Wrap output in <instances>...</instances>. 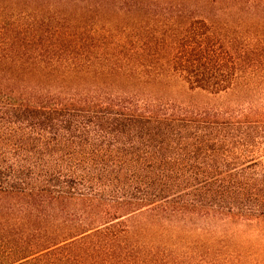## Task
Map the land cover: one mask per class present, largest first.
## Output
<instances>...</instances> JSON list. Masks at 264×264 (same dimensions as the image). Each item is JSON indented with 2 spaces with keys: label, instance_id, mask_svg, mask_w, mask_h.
Here are the masks:
<instances>
[{
  "label": "trees",
  "instance_id": "trees-1",
  "mask_svg": "<svg viewBox=\"0 0 264 264\" xmlns=\"http://www.w3.org/2000/svg\"><path fill=\"white\" fill-rule=\"evenodd\" d=\"M17 19L0 20V68L33 70L0 72V264H264V34L190 18L170 38L189 93L249 99L197 113L83 86L95 44ZM181 133L183 157L167 142ZM198 161L212 165L169 166Z\"/></svg>",
  "mask_w": 264,
  "mask_h": 264
},
{
  "label": "rangeland",
  "instance_id": "rangeland-1",
  "mask_svg": "<svg viewBox=\"0 0 264 264\" xmlns=\"http://www.w3.org/2000/svg\"><path fill=\"white\" fill-rule=\"evenodd\" d=\"M37 11L44 18L53 19L52 26L77 34L72 40L82 38L89 48V44H95L93 55L88 58L101 72L95 78L89 76L82 80L83 86L144 94L148 99L177 105L174 110L182 105L197 113L217 110L230 113L249 100L239 91L221 96L189 93L181 78L170 76L164 60L168 57L171 39L190 18L205 20L224 39L240 36V31L264 34V0H0V20L9 30L19 15H32L35 22ZM14 36L10 32L2 37L3 40L10 37L11 49L16 46ZM105 68L109 71H104ZM32 70L28 65L0 68L2 73H20L27 80ZM253 102L262 105L264 99L258 97ZM184 136V133L172 135L167 141L182 157L187 152L183 153L181 148ZM153 145L156 147L157 143ZM155 147L144 150H158ZM122 149L129 147L113 148L114 151ZM211 165L209 161L203 164L198 161L169 166L209 168ZM4 206L8 204L0 203V209Z\"/></svg>",
  "mask_w": 264,
  "mask_h": 264
}]
</instances>
